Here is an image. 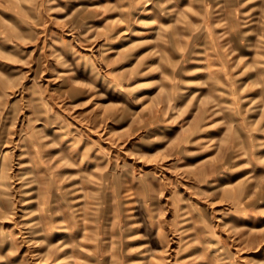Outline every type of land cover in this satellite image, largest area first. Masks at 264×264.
<instances>
[{
	"label": "rangeland",
	"instance_id": "rangeland-1",
	"mask_svg": "<svg viewBox=\"0 0 264 264\" xmlns=\"http://www.w3.org/2000/svg\"><path fill=\"white\" fill-rule=\"evenodd\" d=\"M0 264H264V0H0Z\"/></svg>",
	"mask_w": 264,
	"mask_h": 264
}]
</instances>
